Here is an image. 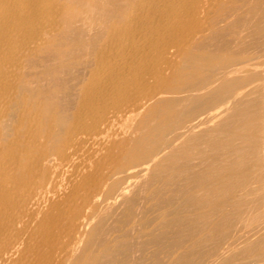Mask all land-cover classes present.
Masks as SVG:
<instances>
[{"label": "bare ground", "instance_id": "6f19581e", "mask_svg": "<svg viewBox=\"0 0 264 264\" xmlns=\"http://www.w3.org/2000/svg\"><path fill=\"white\" fill-rule=\"evenodd\" d=\"M260 53L264 0H0V264H264V77L244 76ZM50 58L61 61L43 71L51 81L68 62L84 69L71 115L34 92L36 65ZM216 65L236 81L221 72L212 87ZM82 136L106 153L74 185L69 176L57 203L56 175L80 157ZM196 165L197 175L168 176ZM153 187L152 206L179 187L202 222L173 239H57L60 220L73 233L85 207L122 202L134 218L137 192Z\"/></svg>", "mask_w": 264, "mask_h": 264}, {"label": "rangeland", "instance_id": "374dc122", "mask_svg": "<svg viewBox=\"0 0 264 264\" xmlns=\"http://www.w3.org/2000/svg\"><path fill=\"white\" fill-rule=\"evenodd\" d=\"M262 56V57H261ZM264 55H262V53H260L259 54V57H258V59H257V62L256 61H254V62H256V64L254 63V66H252L254 69L252 70V67L250 68V69H248V70H246L245 72H244V76H245V79H250V78H252V77H254V78H263L264 77ZM262 59H263V61H262ZM258 60L260 61V62H258ZM61 61L60 60H57V59H55V60H52L51 58H50V60H46V61H42V60H39L38 61V63H37V65H36V70H37V73H38V79H37V83H36V85H35V90H34V92H35V94H36V92H37V94L36 95H38V99H39V101H40V104L42 103V102H46L47 104H49V105H51V106H54V107H56V108H60V110H62L63 112H66L67 114H69V115H71V113L73 114L74 113V111L76 110V108H77V106H78V100H79V91H78V89L81 87V83H83V81H84V79L86 78V77H84V76H82V74H81V72L80 73H78V70L77 69H79V71L81 70H84L83 69V67H82V65H77V64H74V62L73 61H71V62H68V68H67V72H66V74H61V76H57L56 77V80H54V81H51V80H48V78L47 77H45L44 76V72L43 71H45V70H47V69H50L49 67L50 66H52V65H54V64H57V63H60ZM74 64V65H73ZM79 66V67H78ZM262 66V67H261ZM257 67V68H256ZM215 68H217V69H215ZM260 68H261V70H260ZM211 69H215L216 70V72L217 73H215V75L212 77L211 76V74L210 75H208V73H207V75L208 76H210L211 78H212V80H213V86L212 87H216V86H218V84H219V82L220 81H217V80H219V79H221V78H223L222 76L223 75H226V76H224V77H226V79L229 81V82H231V83H233L234 81H236L235 80V78H236V76L235 75H233L232 73H229V74H225V73H223V70H222V67L220 68V65H216L215 67H211ZM75 70V71H74ZM258 70V71H257ZM70 71H72L71 73H70ZM218 71H220V72H218ZM260 71V72H259ZM69 72V73H68ZM74 72H75V74H74ZM221 72H222V76H216V75H221ZM262 72V73H261ZM77 73L79 74V75H77ZM259 73V74H258ZM68 74H70V75H68ZM228 75V76H227ZM74 77V78H73ZM84 77V78H83ZM218 77V78H217ZM221 77V78H220ZM228 77V78H227ZM69 78H71V79H69ZM216 78V79H215ZM60 79V80H59ZM80 79H82V80H80ZM70 81V82H69ZM77 81V82H76ZM78 81H80L79 83H78ZM217 82V83H216ZM70 83H72V84H70ZM76 84H77V86H76ZM215 84V85H214ZM72 85V86H71ZM67 86H69L68 87V89L66 88ZM76 86V87H75ZM47 89H46V88ZM71 87V88H70ZM73 87V88H72ZM46 89V90H45ZM71 91V92H69V91ZM76 90V91H75ZM57 91H59V92H57ZM47 92V93H46ZM57 92V93H56ZM75 92H77V94L75 93ZM48 94V95H47ZM183 94V95H182ZM69 95V96H68ZM181 95V96H180ZM187 95H189L188 93H181V94H179V97H181V98H185ZM73 96V97H72ZM62 99H63V101H62ZM72 102V103H71ZM188 103V102H187ZM187 103L186 102H184L183 104L185 105H187ZM122 125V126H121ZM119 126V127H118ZM123 126H126V127H123ZM121 127H123V131H122V128ZM116 128V129H115ZM124 128H127L126 130H124ZM114 130H115V132H117V134H118V137L120 138V136L121 137H123V136H125V137H128V135H129V131H128V127H127V125H123V124H118V125H116L115 127H114ZM121 131V132H120ZM123 132V133H122ZM121 134V135H120ZM82 138H83V136L82 137H79V138H77L78 140H82ZM77 140V141H78ZM83 140H88V138H87V136H84V138H83ZM90 140H92V138L90 137L89 138V140L87 141V142H85V143H82V145H81V143H80V148L79 149H82V151L81 150H79L78 152H80V153H78L79 155H80V157H77L75 160H74V162H72L73 164H72V166L74 165V163L76 164H78V165H76V166H78V167H76L75 165H74V168H71L72 166H70V168L69 167H65L66 169H64V170H60L59 171V173H57V178H55V181H56V192H55V194H53V197H52V199L55 201V202H59V203H62V202H65L66 200H65V194H66V192H67V195L69 194V192H71V189H72V185H71V183L74 185L76 182H77V180H76V178L75 177H77V179H78V176H76V175H80V174H82V173H88L89 171H93L94 169H92V167L94 168L95 166H94V164L92 163V165H91V161L90 160H99L100 158H98V156L99 157H101V160L100 161H102V158H103V156L105 155V150L104 149H100L99 147H98V144L96 143V144H94L95 142H94V139L92 140V141H90ZM90 145H91V147H90ZM93 145H95V147L93 146ZM84 146H86V148L84 147ZM84 147V148H83ZM88 147H90V148H88ZM67 151H69V152H71L72 151V148L70 149H67ZM86 151V153H84ZM87 151H90L89 153L87 152ZM97 151V152H96ZM94 152V153H93ZM99 152V153H98ZM115 152H117V151H115ZM114 152V153H115ZM100 153H101V155H100ZM93 154V155H92ZM96 154V155H95ZM78 155V156H79ZM84 155V156H83ZM92 155V156H91ZM98 155V156H97ZM81 156L83 157L82 158V160H81ZM91 156V157H90ZM88 157V158H87ZM90 157V158H89ZM97 157V159H94V158H96ZM88 159H90V160H88ZM115 159V158H114ZM85 162V163H84ZM84 164V166H83V164ZM90 163V164H89ZM87 164V165H86ZM89 164V165H88ZM104 164L102 163V166H101V168L103 169H101V173H106L107 172V170L109 169V167H110V165H107L106 163H105V165L106 166H103ZM83 166V167H82ZM85 167H87L88 168V170L86 169L85 170ZM105 169H104V168ZM75 168H78V170L76 171H74V169ZM197 168V169H196ZM193 170H190V171H188L189 169H187V167L186 168H183V169H178V170H175V171H173V172H170V173H168V176L170 177V176H172L171 178H175L176 179V177H179L180 175H197L198 173H200V171H201V169H200V167L199 166H195L194 168H192ZM182 170H185V171H183V173H181V171ZM67 172V173H65V172ZM81 171V172H80ZM188 171V172H187ZM179 172V173H178ZM63 173V174H62ZM71 173H73V174H75V175H73V174H71ZM67 174V175H66ZM229 174V173H228ZM227 173H225V175L223 174V176H226V175H228ZM72 175V176H71ZM69 176H71V178H69ZM58 177L61 179H58ZM65 177L67 178V179H65ZM68 178H69V180L71 181V183H70V181H68ZM73 178H74V181H73ZM67 180V181H66ZM58 181V182H57ZM74 183H73V182ZM66 182L68 183L69 182V184H70V186L71 187H69V185L68 184H66ZM60 183V184H59ZM65 184V185H64ZM65 186V187H64ZM68 186V187H67ZM63 187L64 188H66V189H63ZM176 187V186H175ZM178 188V190H179V187H177ZM177 188H175V190L177 191ZM60 189V190H59ZM65 190V191H64ZM66 190H68V191H66ZM175 190H173V188H169V190H168V187H166L165 189H163V190H160L161 191V194H162V191H163V193L165 194L164 196H163V198H169L170 199V201H172V202H170V201H168L167 203H164L165 205H166V207H164L165 205H161V207H159V206H152L151 204H152V201L151 202H149L150 200L149 199H151V196L153 195V192L155 191V188L153 187V188H151V189H149V190H146V191H139V193L137 192V195H136V198L139 200V203H137V205H135V207H133V216H134V218L132 217V218H128L126 215H128V213H129V211H128V209L126 208V206L124 205V204H122V202H118L117 203V205H118V207L119 206H121L119 209L117 208V205H116V203H114V204H112L113 203V201H111L110 203H109V205L108 204H99V205H97L98 206V209H97V207L94 209V211H92V213H91V211H90V209L89 208H87V207H85L83 210H81V214H82V217H81V220L79 219V220H77L76 221V229H75V231H73V233L71 232V233H67V222H66V220H60V223H59V229L60 230H56V234H57V239H58V237H59V239H62V237H63V239H71V237H72V239H103V238H106V239H151V238H153L154 237V239H157V238H159V239H173V237H174V232L172 231L173 229L174 230H176L178 227H180L181 225H187V224H190L191 222H202V220L199 218V216L197 215V214H194L193 212L194 211H189V209L188 210H186V209H184V208H187L185 205H180V203H181V201H179V196H177L178 198H176L175 197V195H174V192H176ZM165 191H166V193H165ZM172 191H173V193H172ZM61 192V193H60ZM64 192V193H63ZM142 193V194H141ZM173 194V195H171L170 196V194ZM61 194V195H60ZM139 194V195H138ZM188 197L190 196V193H187L186 194ZM57 196V197H56ZM175 197V198H174ZM62 198V199H61ZM145 198V199H144ZM173 198V199H172ZM236 198V196L234 197V195H231V196H229V197H227V199H225V200H227V201H223V203H221L219 206H221V207H223V208H226V209H229L230 208V206L228 207V205H229V202L231 201V200H234ZM60 201H59V200ZM168 199V200H169ZM174 199H175V201L178 199V202H176L175 204H174ZM56 200H58V201H56ZM168 204V205H167ZM180 206H179V205ZM139 205V206H138ZM170 205H172V206H170ZM175 205V206H174ZM111 206V207H110ZM116 206V207H115ZM122 206H123V208L125 209H121L122 208ZM140 206H141V208H140ZM177 206V207H176ZM179 206V207H178ZM182 206V207H181ZM109 207V208H108ZM113 207V208H112ZM149 207V208H148ZM172 207V208H171ZM137 208V209H136ZM139 208V209H138ZM147 208L148 209H150V210H147ZM181 208L183 209V210H181ZM109 209H111V210H113V211H111V213L112 214H110L109 212L107 213V210L109 211ZM116 209V210H115ZM119 211H118V210ZM141 209V210H140ZM145 209H146V211H145ZM158 209H160V210H158ZM97 210V211H96ZM103 210V211H102ZM136 210H138V211H140V212H138V211H136ZM183 211V212H180V211ZM99 211V212H98ZM102 211V212H101ZM114 211H116V212H114ZM118 211V212H117ZM120 211H122V212H120ZM144 211V212H143ZM175 211V212H174ZM176 211H177V213H176ZM187 211V212H186ZM84 212V213H83ZM105 212V213H104ZM119 212L121 213V214H119ZM124 212V213H123ZM147 212H149V213H147ZM151 212V213H150ZM171 213V215H170V213ZM180 214H179V213ZM186 212V213H185ZM206 212H208V210L207 209H204V210H201V213H206ZM99 213V214H98ZM117 213H118V215H117ZM143 213H144V215H143ZM146 213V214H145ZM103 214H105L104 216H103ZM136 214H138V215H136ZM140 214V215H139ZM89 215H92V220H90V224H88L87 225V227H86V223L88 222L86 219H84V217L85 216H89ZM110 215H112V217H114V220H113V218H111V216ZM123 215V216H122ZM159 215H161L162 216V219L160 220V221H158V220H156V218L159 216ZM101 216H103L102 218H101ZM110 216V217H109ZM198 216V217H197ZM202 216V215H201ZM116 217H117V219H116ZM122 217V218H121ZM178 217V218H177ZM189 217V218H188ZM100 218L103 220V222H104V224L102 223V224H99L100 222H102L101 220H100ZM138 220H137V219ZM143 218V219H142ZM176 218V219H175ZM147 219H149V221L147 220ZM173 219V220H172ZM111 220H112V222H111ZM115 220H116V222H115ZM145 220V221H144ZM177 220H179V221H177ZM201 220V221H200ZM62 221V222H61ZM108 221V222H107ZM109 221H110V223H109ZM127 221H128V223H127ZM148 223H147V222ZM166 221V222H165ZM181 221V222H180ZM115 222V223H114ZM121 222H124L123 224L121 223ZM134 222V223H133ZM211 222H214V223H220V222H222V220H220V218H216V217H214V219H212V221ZM113 223L116 225H118L117 227H115L114 225H113ZM151 223V224H150ZM172 223H175L176 224V226H174L175 224H172ZM184 223V224H183ZM95 224V225H94ZM96 224H99V225H96ZM122 224V225H121ZM100 225H107V226H105L106 228L104 229V231L105 230H107V228H109L108 230H110V229H113L112 231H107V232H105V234H110L108 237H107V235H106V237H105V234H101L100 233V229L98 230V228H99V226ZM114 227H113V226ZM126 225V226H125ZM147 225V226H146ZM148 225H149V227H148ZM166 225V226H165ZM168 225V226H167ZM57 226V225H56ZM93 226V227H92ZM174 226V227H173ZM171 229H170V228ZM65 230H64V229ZM87 228V229H86ZM97 228V230L96 231H94L95 229ZM114 228H117V230L116 229H114ZM124 228V229H123ZM156 228H158L159 229V231H160V233L159 232H156V234L153 232L152 233V231L154 230V229H156ZM163 228V229H162ZM94 229V230H93ZM123 229V230H122ZM85 230V231H84ZM129 230H130V232H129ZM66 231V232H65ZM103 231V232H104ZM125 231H127V232H125ZM164 231V232H163ZM170 231H171V233H170ZM76 232V233H75ZM85 233L86 235L84 236V238H82V236H81V233ZM61 233V234H60ZM63 233V234H62ZM94 233V234H93ZM96 233H98V234H100V237H99V235H96ZM126 233V234H125ZM145 233H146V235H145ZM148 233H149V235H148ZM165 233V234H164ZM168 233V234H167ZM170 233V234H169ZM132 234V235H131ZM141 234V235H140ZM69 235V236H68ZM73 235H75V236H73ZM96 235V236H95ZM102 235V236H101ZM145 235V236H144ZM148 235V236H147ZM70 237V238H69ZM99 237V238H98ZM38 259L40 260L41 258H39L38 257ZM71 259V258H70ZM70 261V260H69ZM69 261H67V264H70V262L72 261V259H71V261L69 262Z\"/></svg>", "mask_w": 264, "mask_h": 264}]
</instances>
